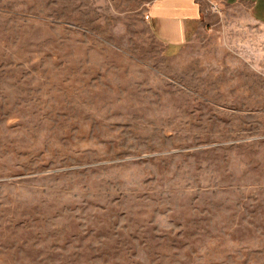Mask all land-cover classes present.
<instances>
[{
    "label": "rangeland",
    "instance_id": "rangeland-1",
    "mask_svg": "<svg viewBox=\"0 0 264 264\" xmlns=\"http://www.w3.org/2000/svg\"><path fill=\"white\" fill-rule=\"evenodd\" d=\"M253 6L172 54L144 0H0V264H264Z\"/></svg>",
    "mask_w": 264,
    "mask_h": 264
},
{
    "label": "crops",
    "instance_id": "crops-1",
    "mask_svg": "<svg viewBox=\"0 0 264 264\" xmlns=\"http://www.w3.org/2000/svg\"><path fill=\"white\" fill-rule=\"evenodd\" d=\"M207 0H144L148 4L149 24L153 35L166 47L168 53H179L204 29L208 21ZM241 0H213L237 3ZM255 20L264 22V0H251Z\"/></svg>",
    "mask_w": 264,
    "mask_h": 264
},
{
    "label": "built area",
    "instance_id": "built-area-1",
    "mask_svg": "<svg viewBox=\"0 0 264 264\" xmlns=\"http://www.w3.org/2000/svg\"><path fill=\"white\" fill-rule=\"evenodd\" d=\"M149 18V16H147Z\"/></svg>",
    "mask_w": 264,
    "mask_h": 264
}]
</instances>
